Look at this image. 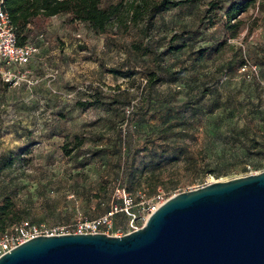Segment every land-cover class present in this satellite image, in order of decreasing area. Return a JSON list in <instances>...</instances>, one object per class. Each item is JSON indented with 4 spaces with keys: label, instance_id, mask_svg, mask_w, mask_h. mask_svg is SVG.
<instances>
[{
    "label": "rangeland",
    "instance_id": "obj_1",
    "mask_svg": "<svg viewBox=\"0 0 264 264\" xmlns=\"http://www.w3.org/2000/svg\"><path fill=\"white\" fill-rule=\"evenodd\" d=\"M119 1L127 0L104 3ZM234 1L243 0L122 15L103 33L51 16L30 40L36 51L24 69L33 83L0 84V157L26 158L0 171V203L8 195L22 221L71 228L103 214L119 182L135 218L115 216L107 233L115 236L140 226L137 203L155 194L263 171L264 0L252 1L229 37L223 13ZM74 134L81 143L64 155Z\"/></svg>",
    "mask_w": 264,
    "mask_h": 264
},
{
    "label": "water",
    "instance_id": "obj_2",
    "mask_svg": "<svg viewBox=\"0 0 264 264\" xmlns=\"http://www.w3.org/2000/svg\"><path fill=\"white\" fill-rule=\"evenodd\" d=\"M0 264H264V170L176 193L120 236L28 238Z\"/></svg>",
    "mask_w": 264,
    "mask_h": 264
},
{
    "label": "trees",
    "instance_id": "obj_3",
    "mask_svg": "<svg viewBox=\"0 0 264 264\" xmlns=\"http://www.w3.org/2000/svg\"><path fill=\"white\" fill-rule=\"evenodd\" d=\"M184 1L193 2L195 0H127L125 3L119 1L107 4L104 3V0H2L1 7L9 19L16 44L23 45L30 43L32 37H35L42 31L50 17L59 13H65L71 21L84 23L94 33H103L112 18L119 19L122 15H125L129 21H135L140 18L148 19L153 14L167 10L170 7H175ZM252 1H234L224 10V29L229 37H235L238 33L239 16L248 9ZM215 4V1L211 2V5L214 6ZM173 49L175 47L169 44L164 51L167 53ZM243 64L245 63L240 62L239 66L242 67ZM105 71L112 75H126L127 73L124 70L113 67H109ZM149 76L148 84H151L156 80L157 74L149 72ZM0 84L4 86L9 85L8 83L1 82ZM64 141L66 142L61 146L64 155H68L72 149H76L81 143L76 134L69 141L71 143L69 147L66 146L69 142L67 140ZM23 151L14 156L0 157V171L20 165L22 161H26V158L23 156L25 150ZM111 183L112 188L117 184L130 196L129 192L119 182L112 181ZM130 198L132 203L135 204L134 199L131 196ZM111 200L112 198H110ZM1 201L0 233L19 223L22 221L21 218L24 217V208L16 205L8 195H3ZM116 204L121 206V201L117 200ZM132 207L131 210L133 211ZM118 214L127 217L123 211H118L113 214L112 220Z\"/></svg>",
    "mask_w": 264,
    "mask_h": 264
},
{
    "label": "built area",
    "instance_id": "obj_4",
    "mask_svg": "<svg viewBox=\"0 0 264 264\" xmlns=\"http://www.w3.org/2000/svg\"><path fill=\"white\" fill-rule=\"evenodd\" d=\"M1 3L2 0H0V82L16 84L18 80H21L25 85H30L33 83V80L26 78L27 71L24 69V66L30 56L36 51V47L31 43L16 44L14 32L6 13L2 10ZM111 198L109 207L103 214L91 219L79 218L72 224L71 228L63 225L44 226L20 221L8 230L0 233V255L26 239L38 235L64 233L93 234L97 232L107 234L112 228V216L118 211H123L129 220L135 218L134 211L131 210V207L135 204L132 203L130 196L122 187L115 184L112 188ZM166 199L161 194H155L149 201L138 202L137 204L140 206L138 207L137 218L140 225ZM117 200L121 201V206L116 204ZM135 228L137 226L133 227L132 230Z\"/></svg>",
    "mask_w": 264,
    "mask_h": 264
}]
</instances>
